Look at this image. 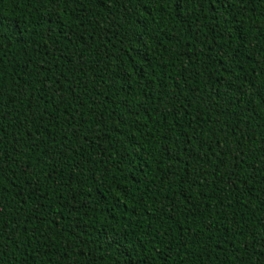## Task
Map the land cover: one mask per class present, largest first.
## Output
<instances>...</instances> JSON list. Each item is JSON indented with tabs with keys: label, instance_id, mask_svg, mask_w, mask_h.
Here are the masks:
<instances>
[{
	"label": "trees",
	"instance_id": "1",
	"mask_svg": "<svg viewBox=\"0 0 264 264\" xmlns=\"http://www.w3.org/2000/svg\"><path fill=\"white\" fill-rule=\"evenodd\" d=\"M0 264H264V0H0Z\"/></svg>",
	"mask_w": 264,
	"mask_h": 264
},
{
	"label": "snow or ice",
	"instance_id": "2",
	"mask_svg": "<svg viewBox=\"0 0 264 264\" xmlns=\"http://www.w3.org/2000/svg\"><path fill=\"white\" fill-rule=\"evenodd\" d=\"M177 3H180L182 4L183 3V0H176ZM111 241H112V246L115 247L116 246V243L119 241V236L118 235H113V237L110 238Z\"/></svg>",
	"mask_w": 264,
	"mask_h": 264
}]
</instances>
